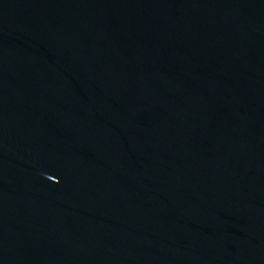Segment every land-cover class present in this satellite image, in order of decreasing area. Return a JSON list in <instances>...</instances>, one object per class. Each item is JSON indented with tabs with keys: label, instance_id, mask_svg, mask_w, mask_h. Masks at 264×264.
<instances>
[{
	"label": "water",
	"instance_id": "obj_1",
	"mask_svg": "<svg viewBox=\"0 0 264 264\" xmlns=\"http://www.w3.org/2000/svg\"><path fill=\"white\" fill-rule=\"evenodd\" d=\"M0 264H264V0H0Z\"/></svg>",
	"mask_w": 264,
	"mask_h": 264
}]
</instances>
